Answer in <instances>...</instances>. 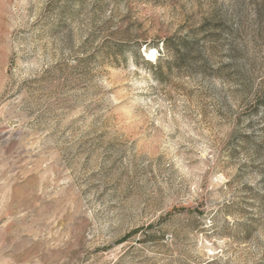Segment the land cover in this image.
<instances>
[{"label":"rangeland","instance_id":"374dc122","mask_svg":"<svg viewBox=\"0 0 264 264\" xmlns=\"http://www.w3.org/2000/svg\"><path fill=\"white\" fill-rule=\"evenodd\" d=\"M0 264H264V0H0Z\"/></svg>","mask_w":264,"mask_h":264},{"label":"trees","instance_id":"16d2710c","mask_svg":"<svg viewBox=\"0 0 264 264\" xmlns=\"http://www.w3.org/2000/svg\"><path fill=\"white\" fill-rule=\"evenodd\" d=\"M166 48L168 49V48H169V46H166Z\"/></svg>","mask_w":264,"mask_h":264}]
</instances>
